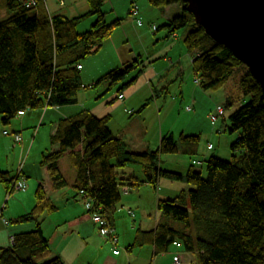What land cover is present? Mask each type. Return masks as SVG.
<instances>
[{
    "label": "trees",
    "instance_id": "16d2710c",
    "mask_svg": "<svg viewBox=\"0 0 264 264\" xmlns=\"http://www.w3.org/2000/svg\"><path fill=\"white\" fill-rule=\"evenodd\" d=\"M0 1L4 10L0 20V122L3 128L28 110L77 104L78 94L85 88L80 74L81 62L97 53L121 25V20L106 22L103 7L108 0H86L89 10L71 19L50 15L44 0ZM27 1L35 3L36 8H27ZM146 1L153 8L175 6L181 11L162 27L169 36L181 29L193 28L183 43L194 59L193 72L203 91L226 86L237 69L245 68L237 87L249 100L229 116L228 133L238 134L230 146L231 160L209 158L205 161V177L193 166L184 175L164 170L160 165L162 156H183L189 160L198 157L200 136L180 135L176 141L172 135H166L154 151L147 148L143 152H131L125 141L109 130V116L98 118L84 110L57 122L50 136L54 150L42 154L39 166L49 174L50 189L62 190L68 182L59 169V162L68 156L76 170L77 195L91 202V210L101 209L99 213L111 228L107 212L119 203L120 188L130 190L146 184L157 189L160 179L184 181L192 188L188 192L181 191L173 199L159 200L157 210L165 219L158 222L154 230H137L128 250L153 245L155 253H165L171 245L180 243L184 252L195 255V264H264V92L245 65L195 24L183 0ZM135 13L137 15L138 11ZM86 20H92L91 27L80 33L78 28ZM139 65L138 61H133L112 70L91 88L107 83L108 92L121 86L115 99L121 100L124 90L136 82L134 74L141 73ZM131 75L133 78L126 82ZM129 165L141 169L143 181L133 176L118 178L117 170ZM21 175L20 172L12 178L0 171L6 195L26 189ZM47 184L39 181L33 208L12 222L32 224L34 228L12 236L11 245L0 249V264H63L52 254L39 222L41 215L56 211L48 197ZM177 223L181 225H175Z\"/></svg>",
    "mask_w": 264,
    "mask_h": 264
},
{
    "label": "rangeland",
    "instance_id": "374dc122",
    "mask_svg": "<svg viewBox=\"0 0 264 264\" xmlns=\"http://www.w3.org/2000/svg\"><path fill=\"white\" fill-rule=\"evenodd\" d=\"M1 2L2 1H0V3ZM45 3L50 15H55L57 13L61 15L66 12L68 16L72 17L77 14L82 15L87 10H85L87 7L85 0H45ZM70 7L77 10L70 11ZM170 7H172V10L167 19H165L164 8H153L148 5L146 0H108L103 7V12L106 13V22L109 24L115 20H121V25L113 32L112 36L103 44L97 53L88 56L81 62L82 68L84 69L80 70V74L82 84L85 87L81 93L87 98L97 95L96 99L101 102H110L112 99L114 100V102L108 104L107 107L109 106V108H111L112 106H117L114 108L115 114L111 123V128L115 130L116 133L138 127L137 135L133 137L132 143L127 146L128 150L132 149L131 152H143V150H145L144 148H149L151 151L156 150L159 144L160 134H173L176 141L180 134L200 136V153L194 160H189L187 157L183 156H177V158L174 156H162L163 158L161 157L162 160L160 165L164 170L181 173L182 175L185 174L187 167L193 166L196 172H200L205 177V160L211 157L223 161L231 160L232 154L230 146L235 142L238 134L228 133L230 124L229 116L244 104V102L249 100V98L243 97L242 92H239L237 87V80L240 77L241 71L244 72L245 68L241 67L237 69L229 80V84L226 86L218 90L210 91H203L199 87V80L196 79L197 77L193 73L188 58L185 57L186 59L182 60L180 67L176 65V67L170 68V63L177 61L182 53L183 57L187 56L183 42L188 33L193 29L187 27L169 36L167 29L162 27L164 25L166 26L168 21L174 18L178 13H181V11H175V6ZM134 10L138 11L137 15L136 13L132 14ZM3 16L4 10L0 5V20L3 19ZM139 22L141 26L138 25ZM91 23L92 20H86L79 27V29L81 28L79 32L87 31L88 28L91 27ZM82 27H85V29ZM153 27L156 28V31L153 30ZM165 59L167 61L164 62ZM133 61H138V64H140L139 72L141 73L134 74L137 80L124 90L122 94L123 100H115L118 96L117 90L121 86L115 87L108 92L107 83L91 88V86L108 72L132 64ZM191 61L193 65L194 59L192 58ZM152 67L157 69L160 68V71L164 74L163 78L169 79L167 82V90L164 89L161 84L165 79L161 80L157 78L152 81V92L149 90V86H141L145 81L144 74L149 76ZM181 70L184 71L182 73L183 77H180ZM132 78V75L127 77L126 82ZM137 88H139L137 92L128 100V96ZM146 102L149 103L139 112ZM89 104L90 101L86 103L85 106H87V108H93L94 103ZM118 107H120V109ZM216 107H221L223 110L225 109V114L223 118L218 119L217 123L213 125L209 117L211 114L215 113ZM30 112L31 111L28 110L26 113ZM48 117L49 115L46 118ZM19 119L20 117L16 118L15 123H17ZM50 127L51 124L49 121L45 120L43 126L35 125L24 130V133L22 135L20 134L23 142H21V145H15L20 147L16 148V151H14L17 153V158L20 154V156L22 155L20 160L22 157L25 159L29 150L30 159L28 163L36 159L39 162V160H41V153L47 154L52 152L54 146L50 145ZM39 129L40 133L38 137H36V131ZM8 131H10V127ZM120 136L125 137L123 134ZM33 137L34 139H32ZM115 137H117V134H115ZM124 140L128 142L126 139ZM142 141H144V143ZM139 145H142L141 148L143 149H137L140 148L138 147ZM210 146L212 148H210ZM201 152L205 157L201 156ZM8 155V150L4 151L2 146H0V157L1 159L3 158L2 162L10 163L9 160L6 161ZM20 160L18 163L19 167L21 164ZM64 160H67V158ZM182 160L183 162H181ZM127 168L134 169V171L131 169H119L117 170L118 178H123L125 175L128 177L133 171L134 177L139 181H143L144 178L138 166L129 165ZM44 171H46V169H44ZM65 172L66 178L69 179L71 177L69 171L67 170ZM45 180L46 182H50L48 172ZM191 188L184 181L169 182L164 179H160L157 189H153L146 184H141L140 187L136 189L129 188L130 193L124 194L122 191L123 188H120L121 198L115 207L121 208L122 201L126 197L129 199V202H138L136 205L130 204L129 206L125 205L121 208L124 213L132 211L130 213L135 214L138 219H136L137 225L134 226L135 222L132 214L129 213V215H125V217L121 214L117 215L115 220L116 222L119 221L120 224L117 231L119 237L121 232L126 231L123 229V224L126 222V219L128 220L126 223L129 227H133V233L140 229L141 225L142 228L145 229L152 228L151 224L157 216L159 217V222H163L165 218L157 210V207L153 206L154 201L173 199L177 197L181 191L188 192ZM26 191H28V188L22 193ZM20 194L21 193L13 194L9 197L13 198V200L17 199L18 201L14 204L13 202H9L5 205L4 212L8 213L10 210L12 211L14 208L20 207ZM78 196L85 206V201L80 195ZM3 207L4 205L2 208ZM175 225L181 224L177 223ZM129 227H127V230ZM128 236L130 237V234H127L123 238L120 237L121 245L118 247L119 255H112L107 248L106 255L108 256L109 253L110 259L119 264H151V254L148 257L146 251L150 249L152 253V248L148 245L133 248L127 253L126 248L132 244V241L126 246H123L122 243L128 240ZM175 252L181 253L183 264H195V255L184 252L180 243L174 244V246L172 245L167 254L158 256V258L161 259L160 264H173L172 256ZM128 258H131L132 261L129 262L127 260ZM97 260L99 259L95 257V259L86 263H83L81 259L80 262H82V264H91ZM119 260L121 261L119 262ZM97 264L104 263L100 261V263Z\"/></svg>",
    "mask_w": 264,
    "mask_h": 264
},
{
    "label": "crops",
    "instance_id": "0c3cea01",
    "mask_svg": "<svg viewBox=\"0 0 264 264\" xmlns=\"http://www.w3.org/2000/svg\"><path fill=\"white\" fill-rule=\"evenodd\" d=\"M45 2V0H44ZM86 2V0H85ZM46 5V3H45ZM86 8H85V12L86 13L89 8H88V4L86 2ZM47 8V6H46ZM77 9L71 8L70 7V11H76ZM164 17L165 19H167L170 11L172 10V7H166L164 8ZM175 11H178V9L176 8ZM59 14V13H57ZM61 15L67 17V18H76L78 17V15L81 14H77L74 15L72 17L68 16V14L62 13ZM81 26V25H80ZM83 29H85V27H82ZM81 29V28H80ZM80 29L78 28V30L80 31ZM175 38V37H174ZM182 53V52H181ZM187 56L183 57V53L181 54V56L178 58V62H171L170 63V68L176 67V65L178 67L181 66L182 60H185L186 58L189 59V63L191 64V68L193 70L192 67V56L189 55L187 52H185ZM186 57V58H185ZM167 61L166 59L164 60V62ZM82 68V66H81ZM80 70H83L84 68H82ZM150 74L149 76L144 74L145 77V81L143 82V84L141 86H149V90L152 92L153 90V85H152V81L158 79H165L164 81L161 82L162 87L164 89L167 90V82L169 81L168 78H163L164 74L162 71H160V68L157 69L155 67H152L150 70ZM184 71L181 70L180 73V77H183V73ZM194 73V72H193ZM174 81V80H172ZM229 84V83H228ZM139 88H137L132 94H130L128 96V100H130V98L137 92ZM97 95H93V97H86L84 94H82L81 92L78 94L77 97V104L73 105V106H66V107H62V108H45L44 110H34L31 111L30 113H25L23 116L20 117V119L17 121V123L12 122L9 126H6L5 129L7 131H5L4 128H2L1 122H0V146H2L3 150H8L9 155L6 158V161H10V163L8 162H2L3 158L1 159L0 157V171L2 172H6L9 174L10 177H16L20 174V172L22 173V177H24L25 181H26V188H28V191H26L25 193H22L24 191H15L16 193H12L10 195H6V191L3 187V184L0 180V249L3 248H7L11 245V241H12V236L15 233L18 232H22V231H29L32 230L34 227L32 224H12V222L17 219L18 217L25 215L26 213H28L34 206L35 204V199H34V192L38 186L39 181H45V178H47V171H44V169L42 167L39 166L40 164V160L39 162L36 160L32 161L31 163L29 162L30 159V153L28 150V154L25 157V159H23V157L20 160V154L17 158V153H15L14 151H16V148H20L17 147L15 145H21V142H23L22 139V134L24 133V130H27L29 127L38 125V126H43L44 121H49V123L51 124L50 127V135L54 133L55 129H56V125L57 122L60 119H68L72 116H75L76 114H78L81 111H89L92 114H94L96 117L98 118H103L105 116H109L110 117V121L108 123V128L111 131V133L115 136V134H117V137L122 139L123 141H125L124 139H126L128 142H125L127 144V146L130 145V143H132L133 141V137H135V135H137V131H138V127H134L131 130H122L121 132L116 133L115 130H113L111 128V123L113 121V116L115 114V110L114 108L117 106H112L111 108H109V106L107 107L108 104H112L113 101L111 100L110 102H101L100 100L96 99ZM154 98V96H153ZM121 99V98H120ZM123 100V98L121 99ZM94 103L93 104V108H87L86 103ZM89 104V105H90ZM119 106V105H118ZM120 109V107H118ZM128 111V110H127ZM140 111V110H139ZM131 112V111H130ZM133 112V111H132ZM49 115L48 118H46ZM217 123V122H216ZM215 125V124H214ZM10 127V131H8ZM6 132V134H4ZM37 132V136L40 133V129ZM21 134V135H20ZM121 134H123L125 137L120 136ZM170 134V133H169ZM166 134H160V140L162 138V136H164ZM168 135V134H167ZM173 136V134H171ZM180 135H185V134H180ZM179 135V136H180ZM15 136H20V141L17 142L15 140ZM187 136V135H186ZM8 137V138H7ZM174 137V136H173ZM34 139V137L32 138ZM11 142H10V141ZM159 140V142H160ZM144 143V141H142ZM14 144V145H11ZM34 144V143H33ZM25 145V144H24ZM22 145V146H24ZM159 145V144H158ZM21 146V147H22ZM31 147V146H30ZM137 149H143L141 148L142 145H139ZM144 147H148V146H144ZM30 149V148H29ZM135 149V148H134ZM145 150L147 148H144ZM149 149V148H148ZM32 150V148H31ZM143 150V151H145ZM129 151H132V149H129ZM199 149H198V156H199ZM43 153H41L40 157L42 156ZM201 156L205 157L202 152H201ZM164 157V156H163ZM162 157V158H163ZM177 158V156H174ZM65 158H67V160H64ZM161 158V160H162ZM41 159V158H40ZM188 159V158H187ZM19 160L21 161L20 167L18 165ZM63 160V161H62ZM208 160V159H207ZM205 160V161H207ZM62 161V164H61ZM183 162V160L181 161ZM59 169L62 173V175L66 178L65 171H69L71 177L69 179H67L68 182V186L62 190L59 191H52L50 188V184L49 182L46 185V189H48L49 191H47L48 193V197L51 200V202L53 203V205L56 208V211L51 213V214H43L40 216L39 218V222L41 225V229L42 232L44 234V236L46 237V239L48 240V244L50 247V250L52 252V254L54 256L59 257V259L63 262V264H82L86 263L88 261H91L92 259H99L97 261L92 262L91 264H97L100 263V261L104 264H119L117 262H114L110 259V254L112 255L114 254L115 250H118V247L121 245L120 244V237L123 238L125 237L127 234H130V237L128 236V240L122 243L123 246H126L130 243V241H134V238L136 236V231L133 233L132 230L133 227H129V225L126 223L128 220L126 219V222L123 224V229H125L126 231L121 232V235L119 237L118 235V227L120 226L119 221L116 222L115 218H117L116 216L121 214L123 217H125V215H129L130 212L132 211H128L127 213H124L123 210H121V208H123V206H129L131 205H136L138 202H129V199L126 197L124 198V200L122 201V207L118 208V207H114L111 211L107 212V218L108 221L110 223V225L112 226V229L114 230L115 233V237L117 238V244L114 245L112 244L109 239L101 237L98 233V228L97 225H95L92 220L90 215L86 212L83 202L80 199V197L77 195V191L74 189V185H75V181H76V170L73 167L70 159L68 156H64L59 163ZM128 167V166H127ZM124 168L126 170H130L131 168ZM190 168L187 167L185 170V173L188 171V169ZM22 170V171H21ZM134 171V169H131ZM131 172V174L127 177L126 175L123 176V178H129V177H134V172ZM181 174V173H180ZM160 183V182H159ZM123 193L127 194L130 193V190L123 188ZM21 193L19 196L21 198V205L19 208H14V210H10V212L6 213L4 212L5 209V205H7L9 202H13L17 203V199L13 198H9L10 196H12L13 194H19ZM5 199V201H4ZM159 201V200H158ZM157 200L154 201L153 206L157 207ZM4 202V203H3ZM4 205V207L2 208V206ZM2 208V209H1ZM133 218H134V222L135 225H137V216H135V214H132ZM150 217V216H147ZM112 219V221H111ZM144 222V219H143ZM159 222V217L157 216L156 219L154 220V222L151 224L152 228H142V225L140 226V229L138 230H142V231H151L154 230L156 225ZM127 227H129V229L127 230ZM132 233V234H131ZM131 244V245H132ZM127 246V253H129L128 248L131 246ZM147 246V245H146ZM152 248V253L150 252V249L147 252L148 257L151 254V264H160L161 259L158 258V256H163L162 254H167L169 248L172 246H170L167 250V252L165 253H155L156 249L155 246L153 245H148ZM174 246V244H173ZM109 250L108 256L107 254V249ZM119 255L118 254H114V256ZM174 257H178L180 260V264H183L182 260H181V253L180 252H175L172 256V262ZM85 258V259H84ZM80 259L82 260V262H80ZM129 262L132 261L131 258L127 259ZM121 260H119L120 262ZM114 262V263H113ZM173 264H175L173 262Z\"/></svg>",
    "mask_w": 264,
    "mask_h": 264
},
{
    "label": "water",
    "instance_id": "95a60500",
    "mask_svg": "<svg viewBox=\"0 0 264 264\" xmlns=\"http://www.w3.org/2000/svg\"><path fill=\"white\" fill-rule=\"evenodd\" d=\"M216 44L245 65L264 92V0H183Z\"/></svg>",
    "mask_w": 264,
    "mask_h": 264
},
{
    "label": "built area",
    "instance_id": "2783aa9c",
    "mask_svg": "<svg viewBox=\"0 0 264 264\" xmlns=\"http://www.w3.org/2000/svg\"><path fill=\"white\" fill-rule=\"evenodd\" d=\"M135 11L137 12V10H134L132 13L135 14ZM140 25V24H139ZM155 29V27H153V30ZM121 98V97H120ZM224 115V110L221 108V107H216V110H215V113L214 114H211L209 119L210 121L212 122V124H214L218 117L219 116H223ZM6 134V132L4 133ZM15 140L17 142H19L21 139L20 137L18 136H15ZM210 148H212L210 146ZM91 207H92V204L89 200H85V209L87 211H90L92 212L91 213V219H92V222L98 226L99 228V235L101 237H104V238H107L109 239V241L116 245L117 244V238L115 237V234H114V230L108 225V223L102 218L101 214L99 213L101 211V209H98L97 211L92 209L91 210ZM119 251L118 250H115L114 251V254H118ZM173 262L175 264H180V261H179V258L178 257H174L173 259Z\"/></svg>",
    "mask_w": 264,
    "mask_h": 264
},
{
    "label": "bare ground",
    "instance_id": "6f19581e",
    "mask_svg": "<svg viewBox=\"0 0 264 264\" xmlns=\"http://www.w3.org/2000/svg\"><path fill=\"white\" fill-rule=\"evenodd\" d=\"M34 4H35V3H34ZM34 4H32V3H30V2L27 1V2L25 3V6H26L27 8L30 7V8H34V9H35L36 6H35ZM121 99H122V97H121Z\"/></svg>",
    "mask_w": 264,
    "mask_h": 264
}]
</instances>
